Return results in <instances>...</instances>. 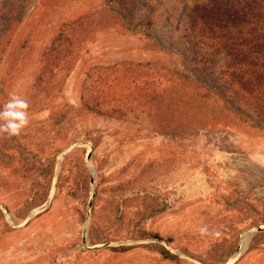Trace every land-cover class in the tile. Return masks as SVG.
I'll list each match as a JSON object with an SVG mask.
<instances>
[{
  "label": "rangeland",
  "instance_id": "1",
  "mask_svg": "<svg viewBox=\"0 0 264 264\" xmlns=\"http://www.w3.org/2000/svg\"><path fill=\"white\" fill-rule=\"evenodd\" d=\"M212 3L0 0V111L18 95L30 120L0 134V264H264V88L230 72L220 31L188 41ZM112 69L126 89L89 108Z\"/></svg>",
  "mask_w": 264,
  "mask_h": 264
},
{
  "label": "trees",
  "instance_id": "2",
  "mask_svg": "<svg viewBox=\"0 0 264 264\" xmlns=\"http://www.w3.org/2000/svg\"><path fill=\"white\" fill-rule=\"evenodd\" d=\"M253 3L260 5L264 10V0H213L212 4L206 5L203 8L202 5L198 4L191 13L194 26L189 28L187 32H189L190 38L188 41L201 40L203 44L206 43L208 45H211L212 42L211 46L213 47L216 44L214 42H217L218 37L221 35H217L220 31L223 34L222 41L220 39L219 43H217L227 50L228 61L230 63L229 68H233L230 72L236 78L239 71H246L250 74V80L254 86L247 85L245 87H253V90H258L264 88V22H259L257 21L259 18L254 19L251 16L260 14L261 12L241 11L238 9L241 5L247 6V4L251 5ZM215 13L218 15L217 19L219 21L212 23L214 19L211 15H215ZM206 15H210L211 20L207 21ZM199 26H201L200 29ZM77 30L74 29V31ZM216 46L218 47V45ZM68 54L65 52L59 58L49 54L45 55L44 61L46 65L43 66L44 74L46 75L48 72L53 74L55 68L59 67V64ZM234 68L235 71H238L237 73L234 71ZM118 76L120 75L116 69L101 71L95 78L91 76L84 88V90H88L84 93L86 106L100 111L103 102L120 95L126 88H122L120 92L115 90L114 81ZM137 76L141 77L139 74ZM251 77L253 78L251 79ZM43 89H48V84L45 81ZM151 95L153 96L152 93ZM125 96L127 98V94ZM149 96L150 93H136L130 99L136 100L137 103H145V101H149ZM125 248V246L117 247V249ZM163 254L166 257L177 258L176 254H173L165 247H163Z\"/></svg>",
  "mask_w": 264,
  "mask_h": 264
},
{
  "label": "clouds",
  "instance_id": "3",
  "mask_svg": "<svg viewBox=\"0 0 264 264\" xmlns=\"http://www.w3.org/2000/svg\"><path fill=\"white\" fill-rule=\"evenodd\" d=\"M28 109L29 103L26 99L13 95L3 105V110L0 111V120L4 121V123L0 124V134L6 133L9 136L18 135L30 122ZM200 231L202 234H205L207 228H201Z\"/></svg>",
  "mask_w": 264,
  "mask_h": 264
},
{
  "label": "bare ground",
  "instance_id": "4",
  "mask_svg": "<svg viewBox=\"0 0 264 264\" xmlns=\"http://www.w3.org/2000/svg\"><path fill=\"white\" fill-rule=\"evenodd\" d=\"M52 196H53V195H52ZM52 196H51V197H52ZM50 199H51V198H50ZM88 225H89V220H87V223H86V227H85L86 230H87V228H88ZM86 232H87V231H85V233H84L85 235H86ZM238 256H239V253H237L235 257H232V258H234L232 261H230V262H228V263H226V264H233V263L236 261V259H237Z\"/></svg>",
  "mask_w": 264,
  "mask_h": 264
},
{
  "label": "water",
  "instance_id": "5",
  "mask_svg": "<svg viewBox=\"0 0 264 264\" xmlns=\"http://www.w3.org/2000/svg\"><path fill=\"white\" fill-rule=\"evenodd\" d=\"M94 198V194H93V196H92V199ZM93 205V200H91V202H90V207ZM27 222V221H26ZM259 229H262V228H259Z\"/></svg>",
  "mask_w": 264,
  "mask_h": 264
}]
</instances>
